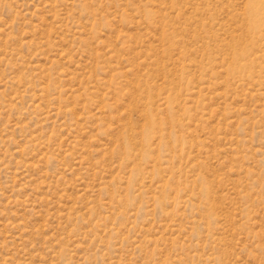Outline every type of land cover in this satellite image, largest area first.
<instances>
[{"label":"rangeland","instance_id":"rangeland-1","mask_svg":"<svg viewBox=\"0 0 264 264\" xmlns=\"http://www.w3.org/2000/svg\"><path fill=\"white\" fill-rule=\"evenodd\" d=\"M0 264H264V0H0Z\"/></svg>","mask_w":264,"mask_h":264}]
</instances>
